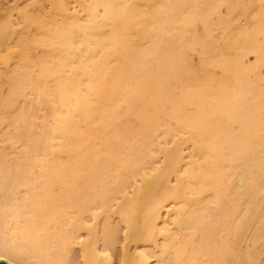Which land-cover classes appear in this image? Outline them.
<instances>
[{"label":"bare ground","instance_id":"6f19581e","mask_svg":"<svg viewBox=\"0 0 264 264\" xmlns=\"http://www.w3.org/2000/svg\"><path fill=\"white\" fill-rule=\"evenodd\" d=\"M0 260L264 264V0H0Z\"/></svg>","mask_w":264,"mask_h":264},{"label":"water","instance_id":"95a60500","mask_svg":"<svg viewBox=\"0 0 264 264\" xmlns=\"http://www.w3.org/2000/svg\"><path fill=\"white\" fill-rule=\"evenodd\" d=\"M0 264H9V263L4 260H0Z\"/></svg>","mask_w":264,"mask_h":264}]
</instances>
